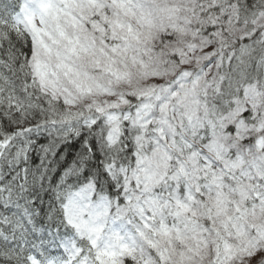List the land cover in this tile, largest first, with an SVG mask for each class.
Returning <instances> with one entry per match:
<instances>
[{"label": "snow or ice", "instance_id": "snow-or-ice-1", "mask_svg": "<svg viewBox=\"0 0 264 264\" xmlns=\"http://www.w3.org/2000/svg\"><path fill=\"white\" fill-rule=\"evenodd\" d=\"M0 264H264V0H0Z\"/></svg>", "mask_w": 264, "mask_h": 264}]
</instances>
